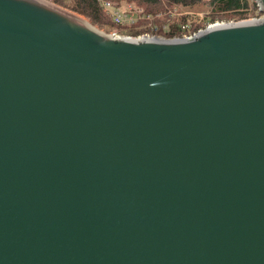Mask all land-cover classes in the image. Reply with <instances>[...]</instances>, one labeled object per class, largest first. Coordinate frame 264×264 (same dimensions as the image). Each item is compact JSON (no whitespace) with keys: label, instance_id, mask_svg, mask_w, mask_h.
Wrapping results in <instances>:
<instances>
[{"label":"water","instance_id":"water-1","mask_svg":"<svg viewBox=\"0 0 264 264\" xmlns=\"http://www.w3.org/2000/svg\"><path fill=\"white\" fill-rule=\"evenodd\" d=\"M254 1L168 40L0 0V264H264Z\"/></svg>","mask_w":264,"mask_h":264},{"label":"trees","instance_id":"trees-1","mask_svg":"<svg viewBox=\"0 0 264 264\" xmlns=\"http://www.w3.org/2000/svg\"><path fill=\"white\" fill-rule=\"evenodd\" d=\"M125 1L138 8L143 9L147 15H156L162 12V1L168 6H180L183 14L170 18L164 16L160 19H154L152 23L158 26L155 36L165 39L183 38L186 35L197 33L215 22L242 21L252 17H258L256 11L249 6V0H211L204 3L202 0H117ZM52 4L64 8L74 14H77L89 21L92 25L103 27H114L109 17L104 15L95 0H52ZM201 13V18L199 14ZM167 25V30H163V25ZM184 27V28H183ZM122 35L137 37L149 32L148 22H141L134 27H117Z\"/></svg>","mask_w":264,"mask_h":264},{"label":"built area","instance_id":"built-area-1","mask_svg":"<svg viewBox=\"0 0 264 264\" xmlns=\"http://www.w3.org/2000/svg\"><path fill=\"white\" fill-rule=\"evenodd\" d=\"M47 2H50L52 0H44ZM100 11L106 15L107 17L110 18L112 21L114 27L113 29V35H116L118 37H126V38H133V39H139L142 37L145 38H161L165 39L163 37L155 36L152 33L156 32L158 29L157 25H154L152 21L156 19H160L164 16H169L170 18L180 16L183 14H188V12H184L180 6H168L162 1L163 5V10L162 12H158L155 17L152 15H147L143 11V9L138 8L130 3H126L125 1H117V0H95ZM203 2H210L211 0H202ZM249 6L252 10L256 11L258 14H260L258 17H252L247 20H259L263 17V14L259 12V6L254 0H249ZM202 16H200L201 18ZM246 21V20H244ZM141 22H148V27H149V32L145 33L143 35L137 36V37H130L127 35H122L117 32V27H124V28H130L134 27L135 25L141 23ZM243 22V20L241 21ZM215 24H218V22H215L214 24H210L207 27H211ZM163 30H167V25H163ZM184 28V27H183ZM203 30V29H202ZM201 31V30H199ZM198 31V32H199ZM196 34V33H194ZM194 34L191 35H186L183 38L189 39L191 38ZM172 39H180V38H172ZM170 40V39H168Z\"/></svg>","mask_w":264,"mask_h":264},{"label":"rangeland","instance_id":"rangeland-1","mask_svg":"<svg viewBox=\"0 0 264 264\" xmlns=\"http://www.w3.org/2000/svg\"><path fill=\"white\" fill-rule=\"evenodd\" d=\"M203 2V1H202ZM50 3V2H49ZM204 3H208V2H205L204 1ZM54 5V4H53ZM59 8H61V7H59ZM62 9H64V8H62ZM66 10V9H65ZM68 11V10H67ZM70 13V12H69ZM71 14H73V13H71ZM75 16H77V14L75 15ZM201 16V13L199 14V17ZM78 18H80V19H82V20H84V21H87L88 23H89V21L88 20H86L85 18H83V17H81V16H77ZM244 21V20H243ZM241 21H236V22H234V21H230V22H227V23H225V22H218V24H229V23H240ZM90 25H92L91 23H89ZM94 28H96L97 29V31L99 30V32H101V33H103V34H109V35H113V29H112V27H110V26H103V27H99V26H95V25H92ZM205 29V28H204ZM118 32V31H117ZM119 34H122V32L120 31V32H118ZM114 36V35H113Z\"/></svg>","mask_w":264,"mask_h":264},{"label":"bare ground","instance_id":"bare-ground-1","mask_svg":"<svg viewBox=\"0 0 264 264\" xmlns=\"http://www.w3.org/2000/svg\"><path fill=\"white\" fill-rule=\"evenodd\" d=\"M42 2H44V3H46V4H48V2H46V1H44V0H41ZM49 5H53V4H51V3H49ZM55 6V5H54ZM61 9V8H60ZM67 12V11H66ZM80 19V18H79ZM82 20V19H81ZM83 22H85L84 20H82ZM86 23V22H85Z\"/></svg>","mask_w":264,"mask_h":264}]
</instances>
